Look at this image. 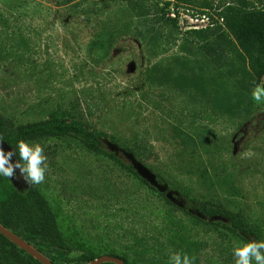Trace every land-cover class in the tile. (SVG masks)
<instances>
[{
    "label": "rangeland",
    "instance_id": "obj_1",
    "mask_svg": "<svg viewBox=\"0 0 264 264\" xmlns=\"http://www.w3.org/2000/svg\"><path fill=\"white\" fill-rule=\"evenodd\" d=\"M188 1L0 0V114L16 125L65 116L134 154L145 148L134 163L139 176L172 204L187 207L158 176L195 200L242 213L264 232V103L253 101L248 67L236 55L216 64L189 35L210 24L197 17L205 2L213 14L264 0ZM34 143L47 165L35 186L73 257L84 253L81 243L125 248L136 236L170 237L182 222L194 264H235L233 248L244 241L199 225L118 163L70 138ZM10 180L19 193L29 187L18 175ZM25 202L19 198L12 215Z\"/></svg>",
    "mask_w": 264,
    "mask_h": 264
},
{
    "label": "trees",
    "instance_id": "obj_2",
    "mask_svg": "<svg viewBox=\"0 0 264 264\" xmlns=\"http://www.w3.org/2000/svg\"><path fill=\"white\" fill-rule=\"evenodd\" d=\"M178 1L185 4L191 3L188 0ZM171 3L167 2L166 7L169 8ZM201 7L204 10L198 11L197 17H208L210 24L204 29L189 32V35L202 43L201 50L204 54L214 63L225 65L226 54L232 53L245 67H248V78L252 89L258 84H264V5L256 7L249 2H241L239 5L218 9L213 14L208 12L212 9L210 3L205 2ZM176 15L178 16L179 13L176 12ZM177 16L170 20L175 28L178 26ZM177 81L175 83L179 84ZM224 89L221 88V90ZM222 95L226 93L223 92ZM235 107H239V103ZM0 138L3 139L0 144L9 150L14 149V145L19 140L34 143L47 139H73L87 150L118 163L124 170L142 180L150 190L163 197L172 208L182 211L199 225L223 230L245 243L252 240H264V232L260 227L248 222L242 213L232 212L219 203H203L195 200L158 176L157 183L168 186V191L178 193L187 203V207L172 204L167 193L161 192L139 176L134 163L135 160L139 162L137 155L144 154L145 148L138 146L134 154L119 141L112 139L105 132L90 128L83 121L55 116L46 121L16 125L8 123L0 114ZM111 145L116 147L115 151L111 149ZM119 151L133 154L134 160L127 156L121 158L118 155ZM19 198L31 202H25L23 209L16 215H12L11 206ZM0 224L55 264H90L102 256L120 258L126 264H166L169 255L173 252L194 257L196 262L194 244L181 234L184 228L182 222L173 224L177 227V231L170 237L136 236L133 244L125 248L106 245L91 246L87 249L84 243H81L84 253L73 257L75 247L67 243L55 212L39 189L33 185L24 193H19L11 180L4 177H0ZM0 264L41 263L0 234Z\"/></svg>",
    "mask_w": 264,
    "mask_h": 264
},
{
    "label": "clouds",
    "instance_id": "obj_3",
    "mask_svg": "<svg viewBox=\"0 0 264 264\" xmlns=\"http://www.w3.org/2000/svg\"><path fill=\"white\" fill-rule=\"evenodd\" d=\"M257 104L264 103V84H258L252 91ZM0 141H3L0 138ZM13 156L17 157L13 160ZM42 147L37 143L19 140L14 149L5 150L0 144V177L22 178L29 186L39 185L45 180L47 165ZM19 169V173H16ZM235 264H264V240H252L233 248ZM169 264H194V257L180 252L169 255Z\"/></svg>",
    "mask_w": 264,
    "mask_h": 264
},
{
    "label": "water",
    "instance_id": "obj_4",
    "mask_svg": "<svg viewBox=\"0 0 264 264\" xmlns=\"http://www.w3.org/2000/svg\"><path fill=\"white\" fill-rule=\"evenodd\" d=\"M0 234L3 235L5 238H7L11 243L16 245L19 249L26 252L33 258H35L37 261H39L41 264H55L48 258H46L44 255H42L40 252H38L36 249H34L32 246H30L28 243L14 235L12 232L4 228L0 224ZM106 263H112V264H126L122 259L112 257V256H102L95 261L91 262L90 264H106Z\"/></svg>",
    "mask_w": 264,
    "mask_h": 264
},
{
    "label": "built area",
    "instance_id": "obj_5",
    "mask_svg": "<svg viewBox=\"0 0 264 264\" xmlns=\"http://www.w3.org/2000/svg\"><path fill=\"white\" fill-rule=\"evenodd\" d=\"M197 21H198V20H197ZM199 29H200V28H199ZM199 29H198V30H199Z\"/></svg>",
    "mask_w": 264,
    "mask_h": 264
}]
</instances>
